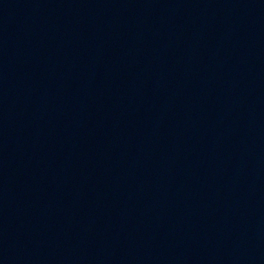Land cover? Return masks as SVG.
I'll list each match as a JSON object with an SVG mask.
<instances>
[{"label":"water","instance_id":"95a60500","mask_svg":"<svg viewBox=\"0 0 264 264\" xmlns=\"http://www.w3.org/2000/svg\"><path fill=\"white\" fill-rule=\"evenodd\" d=\"M215 264H264V122Z\"/></svg>","mask_w":264,"mask_h":264}]
</instances>
